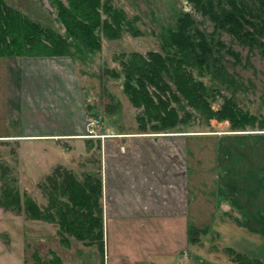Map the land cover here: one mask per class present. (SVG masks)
I'll use <instances>...</instances> for the list:
<instances>
[{
	"label": "rangeland",
	"instance_id": "374dc122",
	"mask_svg": "<svg viewBox=\"0 0 264 264\" xmlns=\"http://www.w3.org/2000/svg\"><path fill=\"white\" fill-rule=\"evenodd\" d=\"M5 1L44 26H49L62 34L66 33L65 27L58 18L56 0ZM104 1L111 3L116 10L120 11L122 14L120 17L124 16L120 35L111 38L103 32L100 50L80 57H77L76 53L75 57L66 56L72 59L79 80L83 82L86 88L87 103H91L98 110L96 119L99 118L103 126L108 128L106 133L108 135L127 132L129 134L126 136L129 137L124 139L129 140L134 135L178 133H138L136 121L138 110L133 107L130 99L124 93L122 79H113L110 73H106V70H120L118 58L121 55L130 54L133 51L147 53L151 50H162V32L165 27L175 23L176 13L179 11L191 12L200 27L209 33L215 31L214 23L207 16L197 11L190 0ZM240 1L243 3V0ZM246 1L250 4L260 2V0ZM105 17L104 14L103 18ZM216 36L224 41L226 48L223 50L231 49L234 53H227L226 59L228 67L237 80L236 87L238 90L234 95L226 90L223 92L234 99L233 101L240 113L256 116L258 119L256 120V127H259L264 120V46H254L243 42L236 35L227 31L218 30ZM261 40L264 44V37ZM22 57L39 56H0V134L18 131V126L10 125L9 122L6 123L7 120L2 118L1 113H3L4 107L8 105L7 98L10 89L7 87L12 85L13 81L10 69L15 68ZM207 80L208 78H205V81ZM217 91L215 92L218 94L212 98L214 100H212L211 105L213 109L220 110L223 106V99ZM21 122L22 119H19L18 124L20 126L22 125ZM251 126L248 124L246 128L250 129ZM181 130L188 135H193L187 136L189 139L187 142H189L190 148L196 151L200 159H217L218 156L219 159H231L221 164L222 178H225L223 184L225 192L231 194L233 199L235 198L246 211H249L246 214L248 227L237 226L232 218L226 217L224 214H217L211 224L210 220L208 222L207 219L200 217L201 214L203 217L207 216L205 211L209 210L210 207L203 202L197 203L196 206H192V218L196 222L197 219L199 221L201 219H203L202 221L206 220V224L211 225V229L200 236L198 243L189 245L190 255L193 258L189 260V257L188 260H183L180 263L178 259L163 258L158 262L154 260L153 263L239 264L234 260L235 255L228 252V248H233L250 258H257L264 262V150L260 154L253 149L254 143L257 147L259 141L255 140L257 138L251 140L247 136L234 135L256 134H252L254 131L251 130L231 131L230 120H220L214 117L208 123L201 122L200 118L197 117L193 123L183 126ZM219 137L222 139L220 140ZM172 140L175 142L173 141L170 146L175 152L177 149L175 148L177 147L176 140L184 143V139L174 138ZM167 144L169 145L170 141ZM29 145L34 146V143L30 142ZM41 145L43 149L48 146V143L40 142ZM40 146L37 148L40 149ZM27 147L26 150L30 151L31 147ZM18 150L19 144L16 142L10 143L7 147L0 146V159L10 165L14 173L13 176L8 175L7 178L12 181L14 179H10V177L17 176L22 193L28 192L41 206L47 205L48 198L38 187L42 181L33 183L29 179L26 180L25 178L28 177L25 176L22 179L18 163ZM100 152L96 149L92 163L88 165L83 162L88 158L68 159L70 165L72 164L70 169L77 172L79 176L85 172L98 171L101 166L98 159ZM68 153L69 151L63 147L61 158H64V154ZM36 160L38 163L43 161L45 167L50 161V159ZM65 167L68 168L69 166ZM225 167L227 168V175L223 172ZM8 212L10 211L0 207V264H38L34 256L35 253H38L41 260H45L46 264H112L110 257H107L105 253L106 251L101 253L95 245L86 246L72 236H68L71 239L70 245L67 246L66 243H62V238L58 234L59 227L56 225L43 220L28 219L24 213L17 214L11 211L8 214ZM250 227L261 234L250 230ZM196 257L201 260L197 261Z\"/></svg>",
	"mask_w": 264,
	"mask_h": 264
},
{
	"label": "trees",
	"instance_id": "16d2710c",
	"mask_svg": "<svg viewBox=\"0 0 264 264\" xmlns=\"http://www.w3.org/2000/svg\"><path fill=\"white\" fill-rule=\"evenodd\" d=\"M190 2L214 23V32L201 28L191 12L179 11L175 23L162 32V50L133 51L121 55L118 58L120 70L107 69L106 73L115 80L122 79L124 93L138 110V133L185 132L181 130L183 126L193 123L197 117L205 123L214 117L230 120L231 131H254L252 134L256 135H234L247 136L251 140L257 138V147L254 143L253 149L262 154L264 120L256 127L257 117L240 113L234 99L223 92L226 90L234 95L238 88L226 59V54L233 51L223 50L226 45L217 38L216 31H227L243 42L264 46L261 40L264 37V0L251 4L246 0L243 3L240 0ZM56 4L65 34L44 26L5 0H0V56L75 57L76 53L80 57L101 49L103 32L111 38L120 35L124 16L120 17L121 12L111 3L104 0H56ZM216 90L223 99L220 110L213 109L211 105L212 98L218 94ZM248 124L252 125L250 129L246 128ZM13 174L10 165L0 159L1 208L58 226L61 241L67 246L71 243L68 236H72L86 246H97L104 253L101 166L98 171L79 176L73 169L57 165L38 184L48 198L45 206H41L28 192H21L17 176L10 177L14 179L12 181L7 178ZM223 189L228 194L222 183ZM229 196L239 204L231 194ZM249 229L258 232L251 227ZM203 233L191 227L190 241L197 243ZM228 252L235 255L234 260L239 264H264L262 260L250 258L233 248H228ZM34 256L38 264H46L38 253ZM56 260L58 263V257Z\"/></svg>",
	"mask_w": 264,
	"mask_h": 264
},
{
	"label": "crops",
	"instance_id": "0c3cea01",
	"mask_svg": "<svg viewBox=\"0 0 264 264\" xmlns=\"http://www.w3.org/2000/svg\"><path fill=\"white\" fill-rule=\"evenodd\" d=\"M10 71L13 81L1 116L18 131L1 133L0 146L19 144L22 179L33 183L43 182L57 165L72 167L68 159L88 158L83 161L88 165L96 149L101 151L105 253L112 264L190 260V228L207 232L211 225L202 220L212 224L217 214L246 228L249 211L222 190L221 164L231 159H200L187 142L193 135L184 132L134 135L129 142L124 139L129 133L108 135L100 121L96 135H90V122L98 110L87 103L86 88L70 57H22ZM174 138L184 139V143L176 140L175 152L170 146ZM40 142L48 146L42 149ZM63 147L69 153L61 158ZM36 159L50 161L45 167ZM223 172L227 175L226 167ZM201 202L210 208L205 217L199 213L203 219L196 222L192 206Z\"/></svg>",
	"mask_w": 264,
	"mask_h": 264
},
{
	"label": "built area",
	"instance_id": "2783aa9c",
	"mask_svg": "<svg viewBox=\"0 0 264 264\" xmlns=\"http://www.w3.org/2000/svg\"><path fill=\"white\" fill-rule=\"evenodd\" d=\"M100 120L99 119H95L92 120L90 122V128H89V134L90 135H94V133L96 132L97 127L100 125Z\"/></svg>",
	"mask_w": 264,
	"mask_h": 264
}]
</instances>
